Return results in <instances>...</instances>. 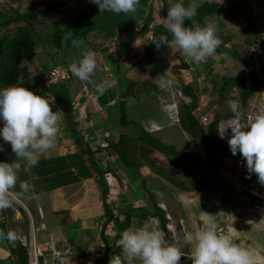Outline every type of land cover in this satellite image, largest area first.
Masks as SVG:
<instances>
[{
  "label": "crops",
  "instance_id": "obj_1",
  "mask_svg": "<svg viewBox=\"0 0 264 264\" xmlns=\"http://www.w3.org/2000/svg\"><path fill=\"white\" fill-rule=\"evenodd\" d=\"M173 1L177 2L143 0L139 5L141 12L120 23L117 18L110 19L106 12L97 11L91 16L100 29L91 33L89 39H108L110 44L101 51H92L97 60L92 80L82 82L75 78L72 85L79 88L75 95L70 91L76 104L73 112L76 131L82 138L81 144L88 145L85 148H89V153L82 152L76 144L61 115L54 147L40 156L31 175L23 171L18 174V181L26 180L33 186L19 200L31 213L41 237L55 241L59 249H63L65 242L69 244L70 254L64 264H109L114 256L117 222H106L107 207L120 221L129 215L128 228L163 229L166 239L179 248V242L185 239L189 257L184 264H193L195 242L189 238L196 231L204 229L211 220L217 225L218 235L228 234L225 227L237 206L248 205L246 210L255 206L250 196L251 202L246 198L247 204L240 202L242 191L226 176L224 168L208 159L204 147L182 129L178 119L168 118L164 105L158 101L160 87L152 83V78L175 80L176 73L170 71L169 65L176 60L178 49L162 45L155 48L150 59L145 56L144 45L150 42L156 29L149 24L147 16L160 7L159 3L162 2V8L163 3L171 7ZM262 1L239 0L253 5ZM205 2L217 3L221 8L204 16L206 25L214 21L218 32L228 29L223 18L224 1L219 4L218 0H184L186 7L191 3L200 7ZM238 10L240 13V6ZM160 13L161 24H166L163 11ZM195 20V17L190 19L197 28ZM80 41L69 50L76 51ZM67 52L60 55L66 57ZM100 85L105 88L103 94L96 91ZM51 107L54 112L57 110L55 103ZM137 117L139 123H135ZM15 159L11 146L0 151V162L11 164ZM90 159L98 169L90 165ZM15 191H20L19 182ZM182 202L190 209L186 210ZM190 212L196 214L195 223ZM244 217L240 218L248 229L244 230L247 227L244 225L238 236H249L254 242L250 253L263 263L264 251L258 250L260 246L255 240L259 236L257 229L250 223L252 219ZM228 236L231 238L230 232ZM46 240L40 241L43 248ZM8 255L5 242L0 240V259ZM181 261L184 262L182 257Z\"/></svg>",
  "mask_w": 264,
  "mask_h": 264
},
{
  "label": "rangeland",
  "instance_id": "obj_2",
  "mask_svg": "<svg viewBox=\"0 0 264 264\" xmlns=\"http://www.w3.org/2000/svg\"><path fill=\"white\" fill-rule=\"evenodd\" d=\"M3 1L4 0H1L0 3L2 4ZM61 1L66 0H10L9 4L7 3L3 6L0 4V9L4 11V15L0 17V20L14 18L20 13L38 9ZM223 1L225 2L224 12L226 13L223 18H225L228 22V26H225L228 27V29H222V32H220L223 33L224 31L226 34L223 33V35L228 39V42L224 48H235L237 52L240 53V55L254 64V67L259 75V85L256 90H254V93L248 98V100L245 103H240V90L237 87L228 92L225 99H222L220 96L218 87H220L222 84L224 77H237L243 80L247 89H250L252 85L250 75L247 73L245 65L241 63L239 59L235 58L234 56H230L228 53L220 54L215 52L214 55L206 58V60L202 62H195L181 55L180 51L178 50L176 60L172 61L169 65L172 67L170 71H172V73H176L177 80L175 78V80L172 79V81H170V79H165L164 81L162 78L159 79L154 77L152 78V83L160 87L158 90L160 91L158 101L162 104V106L164 105L168 118H173L172 120H177L176 113L178 114L180 106H182L184 102L189 103V101L186 99H181L178 94H175V97L171 98L164 88L173 86L172 89L175 91V89L181 90V86L184 84L192 85L194 92H196L198 98V107L200 109L195 110L194 114H196L197 118L205 128H207L208 123H210L211 120L213 121L214 118L216 121H218L215 126V136L219 143L211 140V158L215 161L216 165L218 163L220 167H223L224 169H222L226 176L231 178L236 183L237 189L242 191V193H240V197L243 199L241 198L242 200L240 202L247 204L245 198L251 202L250 197L252 198V196L255 195L251 193L250 190L256 192L255 187L257 188L259 186L257 193L259 196L264 198V185H261L258 182L257 176L255 174H251V176H249V173L246 169L245 160L240 154L235 156L232 155L228 145V138L231 135L230 130L225 132L224 138H221L220 131L222 132L235 121L249 123L255 114L264 111V58L262 54H259L260 49L264 47V43H262L263 38H261L262 40L258 42L254 24L256 23V26L263 29V21L260 17L263 6L262 4L253 5L250 2V4L248 2L245 4L244 2H239V0H218V3L223 4ZM141 2H143V0H141ZM174 3L175 2L173 1V4ZM158 5H160V7H158L157 10H154V12H150V15L148 14L147 16V19L149 20L147 21L149 24L153 25V29L157 28L158 25L161 24L160 19L163 17V15H161L162 13H160L163 11L161 6L162 2ZM239 6L241 12L237 15L236 13L238 12ZM97 11H99L98 7L95 4L90 3L89 0H69L66 4L56 6L32 22V27L35 28L39 35L40 46L37 48V55L33 58V60L25 62V65L31 71L29 81H36L39 79L38 75L45 70L48 71L51 69L55 61L62 60V62H57V65L63 64L65 60H67V62L69 60H71L70 62H75L81 58L79 56L82 55L81 53L83 51L92 52L97 49L101 51L104 49V47L109 46L110 43L108 42V39L95 41L90 39H86V41H84L85 39H82L77 45V50L74 52L72 50H68L67 53H69V55L64 57L53 53L52 51H56V48L48 45L52 36H54V33L63 29H68V26L73 25L76 21V18L82 16L84 13H88L92 16L95 15ZM139 12L141 11L138 6V11L136 13L127 15H117L109 12L106 13L109 14L110 19L117 18L120 23L121 21L131 19L132 14H135L134 16H136V14H139ZM158 15L161 18H159ZM229 15H231V17ZM256 17H259L260 19H256ZM25 23V21L12 22L7 26L2 27V30H14L17 28V26L24 25ZM161 25L165 26L166 24ZM74 31L75 30H73L72 33ZM254 32L256 36H254ZM247 38L248 40H246ZM86 42L87 44H85ZM256 52L259 56L256 55ZM29 81L27 82L29 90L30 88L34 90L36 84L34 85V82L30 84ZM24 84H26V82L21 83V85L18 84L17 86L23 87ZM72 84L73 81L69 83L67 89H69V91L72 90V94L75 95L74 92H77L79 86H74ZM45 92V89L43 91L35 90L33 94L45 97L51 102L52 94L48 93V95ZM233 101H238L237 103L241 107L237 110H234V107H231L233 104L231 102ZM204 115H206V118L203 117ZM139 120L140 119L137 117L135 119V123H139ZM2 126V122H0V127ZM138 126L139 125H134L135 128H138ZM83 145L84 144H82V149L86 147L85 145L83 147ZM246 195H248V197H246ZM21 203V200H17L13 202L11 207L0 210V221L5 224L7 231L14 232L17 238L28 236L29 232L33 230L32 228H35L33 220H31V213L26 210L25 205ZM17 205L18 207H16ZM19 206L23 209L24 213L18 210ZM247 206L248 205L237 206L238 210L235 214H233V217L229 219L228 225L225 227L226 231H228V234L225 235L228 236L230 232L231 239L234 244H236L238 247L247 249L249 252L253 251L251 248L253 247L254 242L249 240V236H238L240 233L239 229H244V225H247L242 222L243 220L240 217H243L244 219V215H246V218L249 220L252 219L250 220V223L254 225L255 229H257L256 232L259 234V236L255 238V240L259 243L258 245L260 246L259 249H257L259 251H264V210L258 209L257 206L246 210ZM254 219L257 220L258 224ZM247 229L248 225L244 230ZM33 232L35 233L36 241H38L39 244H41V240H46L41 237V231H38L35 228V231ZM182 241L183 242H179V245L183 247L180 248L184 253V256H182L184 262L181 261V264H184L189 257L186 254L189 255V253H187L186 250L187 246L185 244V239ZM48 242L49 240H46L44 243L47 248ZM253 261L255 264H264V262L261 263L260 260L254 259V257Z\"/></svg>",
  "mask_w": 264,
  "mask_h": 264
},
{
  "label": "clouds",
  "instance_id": "obj_3",
  "mask_svg": "<svg viewBox=\"0 0 264 264\" xmlns=\"http://www.w3.org/2000/svg\"><path fill=\"white\" fill-rule=\"evenodd\" d=\"M89 2L95 4L100 12L127 15L138 11L141 0H89ZM198 7L197 3H191L186 7L184 0H177L167 9L165 19L168 35L154 38L153 45L157 48L163 45L178 49L181 55L195 62H202L214 55L222 43L217 34V24L210 21L206 26L195 29L185 26L186 20L197 15ZM254 24L258 27L256 23ZM257 39L260 40V35ZM70 63L63 64H69L68 71L75 76L74 78L82 82L92 80L97 69V60L93 52L89 51L78 61ZM29 80L30 78L26 83ZM38 80L29 82L37 85ZM27 88L20 86L0 88V122L3 125L0 127V138L10 144L16 157L15 162L11 164L0 162V210L11 207L14 201L31 192L33 186L26 180L19 181L20 191H15L18 174L23 171L31 175L32 169L39 163L40 156L54 147L60 132L59 120L62 112L58 108L55 112L52 110L51 106L55 103L53 96L50 102L45 97L33 94L34 90L31 88L29 90V86ZM48 89L45 90L47 94ZM96 91L103 94L105 88L100 85ZM179 97L185 100L182 96ZM73 102L75 101H72V105ZM55 106L57 107L56 104ZM176 115L178 116L177 113ZM228 130L231 132L228 145L232 155L240 154L245 160L249 176L255 174L259 183L264 185V111L255 114L249 123L235 121L222 132L219 130L221 138H224ZM3 150L0 146V151ZM182 204L186 210L190 209L186 202ZM190 219L196 222L194 212H190ZM16 239L18 238L14 232L5 233L0 230V240H7L14 245ZM189 239L195 242L191 255L193 264H253L252 254L234 244L229 236L218 235L217 225L211 220L204 229L196 231ZM115 247L120 249V254L114 255L109 264H181V257L184 256L181 248L166 239L163 229L151 226L130 227L124 230L116 240Z\"/></svg>",
  "mask_w": 264,
  "mask_h": 264
},
{
  "label": "trees",
  "instance_id": "obj_4",
  "mask_svg": "<svg viewBox=\"0 0 264 264\" xmlns=\"http://www.w3.org/2000/svg\"><path fill=\"white\" fill-rule=\"evenodd\" d=\"M67 2L68 1L55 2L51 5H47L31 11H26L24 13H20L14 18L0 20V86L1 88H5L8 86H17L18 84L21 85V83H25L26 80L29 79V77L31 76V71L25 65V62L33 60V58L37 55L36 50L40 46L39 45L40 38L35 28L32 27V22L42 14H45L46 12L55 8L56 6L64 5ZM7 3L9 4L10 0H4L3 3L0 4L3 6L4 4ZM169 7L170 6L167 3L163 4L162 9H163L164 17H166L167 9ZM219 11H221V8L218 6L217 3L205 2L204 4H202L197 9V15L195 16L198 27L202 28L206 26V23L203 21L205 15H210L212 13ZM3 12L4 11L0 9V17L4 15ZM236 14L237 15L239 14V10ZM16 21H25L26 23L24 25L17 26V28L14 30H7V31L2 30V27H5L11 24L12 22H16ZM185 26L194 28L190 19L185 21ZM68 27H69L68 29H63L54 33V36H52L51 41L48 44L56 48V51L55 50L52 51L56 55H60L62 52L66 50L76 48V44L78 41L82 39L85 40L89 39L91 33L94 34L95 30L100 29L99 23L88 13H84L82 16L76 18L75 23ZM73 30L75 31L72 33ZM255 31L258 37L261 31L258 29V27H255ZM103 33L105 35H108V32L106 31H103ZM217 34L221 39L222 43L216 49V53H220V54L228 53L230 56H234L235 58L239 59V61L245 65L246 71L250 75V79L252 82L251 88L247 89L245 87L243 80L237 77H228V78L224 77L222 84L220 85V87H218L220 96L222 99H225L226 94L232 91L234 87H237L240 90V99L243 103H245L248 100V98L254 93V90H256V88L258 87L260 82L259 75L254 67V64H252L249 60H247L242 55H240L235 48L232 47L230 49H225L224 46L227 44L228 39L223 35V33L218 32ZM256 34L254 32V36H256ZM161 35H168L167 29L163 25L158 26L154 30L150 42L144 45V54L147 58L150 59L152 57V54L156 48V46L153 45V39L158 38ZM169 39H171L170 36ZM57 62H62V60L55 61L53 66L57 65ZM43 72H47V70ZM71 81H73V79ZM71 81L65 84L52 85L51 87H49L48 92L49 94H52L55 100V104L57 105V108L61 110L63 119H65L76 144H78V146L82 148V144H81L82 138L79 135V133L76 131V123L74 122L73 119V105H72L73 99L70 95L69 89H67L68 88L67 86ZM27 86H28L27 83L23 85V87L25 88ZM181 89L183 93L190 98V101L189 103H184L182 104V106H180L178 112L179 124L182 127V129L191 136L192 139L196 140L200 145L204 147L208 159L211 162H214L213 160H211L212 157L211 140L219 143V141L215 136V126L218 123V121H216V119L214 118L213 121L211 120L210 123H208L207 128H205L204 125L197 118L196 114H194L195 110H197L198 108V98L193 90V87L189 84H184L181 86ZM0 146H2L4 149L7 146H10V144L4 142L3 139L0 138ZM86 148L81 149L82 152L89 153V148L88 149ZM90 165L93 168L98 169L93 159H90ZM105 194L106 193H104V195ZM252 200L255 206H257L261 210H264L263 197L261 198L257 196H252ZM16 207H18V205ZM19 211L24 213L23 209L20 208V206H19ZM105 212L107 214L106 222H110V221L117 222L113 251H114V255H118L119 248L115 247V242L120 238V233H122L126 228L129 227L131 217L129 215H126L124 219L120 221L118 218L114 217L111 209H109L108 207L106 208ZM0 230H3L5 233L8 232L5 224L1 221H0ZM3 241L5 242V247L8 250L9 255L3 259H0V264H29L27 249L25 246L21 244L19 239H16L14 245L10 244L7 240H3Z\"/></svg>",
  "mask_w": 264,
  "mask_h": 264
},
{
  "label": "built area",
  "instance_id": "obj_5",
  "mask_svg": "<svg viewBox=\"0 0 264 264\" xmlns=\"http://www.w3.org/2000/svg\"><path fill=\"white\" fill-rule=\"evenodd\" d=\"M260 17H262L261 19L263 21V29H264V6L262 7V12H261ZM258 29L261 31L260 32V40H262L261 38H263L262 43H264V31L260 27H258ZM259 54H262V56L264 58V47L260 49ZM256 55H258L257 52H256ZM69 64H71V63H69ZM69 64L55 65L51 69H49L47 72L40 73L38 75V77H39L38 81L39 82L35 86L34 92H35V90H39V91H43L44 89L46 90L47 88L50 87V85L65 84V83H68L69 81H71L72 78H74L75 76L70 71H68ZM172 88H173V86H168V87L164 88L166 90V92H168V95L171 98H174L175 94L176 95L178 94L179 96H182L184 99H186L188 101L190 100L189 97L183 95L181 90L175 89V91H173ZM237 102L238 101L231 102V103H233L231 105V107L232 108L234 107L233 108L234 110H237L241 107L238 105ZM73 107L76 108L75 102H73ZM205 116L206 115H204L203 117H205ZM258 189H259V186L257 188L255 187L256 192L252 191V190H250V191L255 196L261 197L257 193ZM32 229L33 230H31L29 232L28 236L18 237L21 244L23 246H25L27 249L29 264H64L66 256L68 254H70L69 244L67 242H65L63 249H59L58 246L56 245V242L51 240L48 242V248L46 245H45L46 248H43L38 243V241H36V236H35V233L33 232V231H35V229L34 228H32Z\"/></svg>",
  "mask_w": 264,
  "mask_h": 264
},
{
  "label": "bare ground",
  "instance_id": "obj_6",
  "mask_svg": "<svg viewBox=\"0 0 264 264\" xmlns=\"http://www.w3.org/2000/svg\"><path fill=\"white\" fill-rule=\"evenodd\" d=\"M255 18V17H254ZM262 18V17H261ZM256 19H260L259 17H256ZM258 41H261V40H258ZM185 103V102H184ZM176 106H177V104H176ZM178 108V107H177ZM178 112H179V110H178Z\"/></svg>",
  "mask_w": 264,
  "mask_h": 264
}]
</instances>
